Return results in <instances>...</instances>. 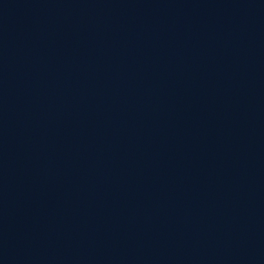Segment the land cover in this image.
<instances>
[{
	"label": "water",
	"instance_id": "1",
	"mask_svg": "<svg viewBox=\"0 0 264 264\" xmlns=\"http://www.w3.org/2000/svg\"><path fill=\"white\" fill-rule=\"evenodd\" d=\"M0 264H264V0H0Z\"/></svg>",
	"mask_w": 264,
	"mask_h": 264
}]
</instances>
